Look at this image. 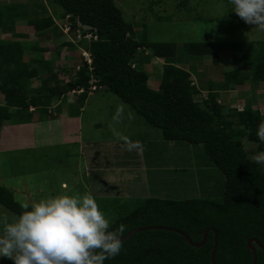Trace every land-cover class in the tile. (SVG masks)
<instances>
[{"label": "trees", "instance_id": "trees-1", "mask_svg": "<svg viewBox=\"0 0 264 264\" xmlns=\"http://www.w3.org/2000/svg\"><path fill=\"white\" fill-rule=\"evenodd\" d=\"M49 1L61 7L60 22L70 28L69 35L42 6L37 5L41 12H34L32 17L15 5L0 7V94L4 99L0 105V129L7 122L32 121L31 107L53 119L49 109L55 102L83 90L77 98L76 115H79L95 85V92L105 88L146 125L161 130L165 141L203 145L209 160L225 179L221 203L148 199L110 225V230L125 225L121 238L137 229L166 227L184 233L194 244H200L206 230L211 229L203 247L191 246L176 232L142 231L122 242L120 253L104 264H212L215 231L218 233L216 264H253L248 242L256 239L264 246V172L249 157L243 140L256 145V152L264 150V144L256 137L257 126L264 116L249 103L226 114L220 98L221 92H231L247 82L254 86L264 84V41L184 44L190 64L196 63L190 60L210 57L218 65L225 52L232 62V70L224 75L222 82H203L200 76L196 85L188 66L176 62L179 45L137 40L133 26L125 21L114 0ZM19 19L37 36H46L51 29L59 38H76L78 31L83 36L92 33L96 40L93 38L89 46L85 45L91 64L79 56L69 82L47 84L54 79L53 65L43 58L27 60L26 54L47 52L48 47L45 43H25L23 40L29 35L15 32ZM60 46L75 47L70 41H62ZM146 52L164 61L158 74V89L149 85L153 74L150 76L140 69L150 62L149 57L138 58ZM42 69L48 71L46 82L34 87V81L41 79ZM191 69L197 72L196 67ZM204 92L208 93L207 98L199 99ZM0 205L17 217L26 210L15 200L13 192L2 186ZM257 264H264V251L259 248Z\"/></svg>", "mask_w": 264, "mask_h": 264}, {"label": "rangeland", "instance_id": "rangeland-1", "mask_svg": "<svg viewBox=\"0 0 264 264\" xmlns=\"http://www.w3.org/2000/svg\"><path fill=\"white\" fill-rule=\"evenodd\" d=\"M122 11L125 21L133 26L137 40L150 43H174L179 45L176 62L188 66L194 84L198 77L214 84L223 81L224 75L232 70V62L227 52L222 53L218 65L210 57L190 60L183 49L188 43H248L264 41V32L253 25L245 24L231 9L230 0H114ZM18 6L27 10L30 17L42 6L60 22L62 9L49 0H0L2 6ZM16 33H25L29 37L25 43H45L47 52L26 54L27 60L42 58L53 66L54 79L47 84H65L74 75V67L79 56L85 58L88 40L81 37L59 38L53 29L46 36H37L27 27L23 19L17 21ZM14 32V33H15ZM10 34L7 39H10ZM49 36V37H47ZM62 41H70L75 46L61 47ZM82 45V46H81ZM86 45V46H85ZM88 56V55H86ZM187 57V60L185 58ZM149 57L150 62L138 67L150 76L149 85L159 88L164 61H159L149 53L139 54V60ZM203 59V60H202ZM193 61V62H192ZM197 68V72L192 70ZM199 74V75H198ZM41 79L34 81V87L46 82L48 71L42 69ZM50 81V78H49ZM153 88V89H154ZM231 92H221L220 101L225 113L231 109H242L251 104L264 116V84L254 86L247 82L235 87ZM224 93V94H223ZM78 94L69 93L64 99L73 105L64 108L73 117L78 110ZM208 93L201 94L207 98ZM0 94V100L2 99ZM67 105V104H65ZM230 108V110H229ZM81 110V109H80ZM82 113V144L74 146H56L44 151L5 153L0 151V186L13 192L20 205L38 202L62 193L90 194L110 221V225L139 208L148 199L185 201L208 200L221 203L224 199L225 179L223 174L211 163L203 145H189L184 142H168L162 131L145 124L144 120L115 95L105 88L88 96ZM48 116L45 118L46 121ZM44 119V120H45ZM138 147L127 151L123 141L113 134V130ZM249 157L256 145L243 140ZM6 147L0 144V149ZM84 149V152H83ZM79 150V151H78ZM89 154L91 158L86 157ZM35 156V157H34ZM80 156V157H79ZM89 161H86L88 160ZM254 161V160H253ZM169 164V165H167ZM173 165L166 170L165 166ZM264 172V165H260ZM87 169V170H86ZM158 169L157 171H155ZM92 176V178H88ZM101 180L109 181L105 183ZM133 180V181H132ZM115 184H123L114 185ZM119 195V196H118ZM18 217L0 205V234L5 225ZM0 264H13L8 258H0Z\"/></svg>", "mask_w": 264, "mask_h": 264}, {"label": "clouds", "instance_id": "clouds-1", "mask_svg": "<svg viewBox=\"0 0 264 264\" xmlns=\"http://www.w3.org/2000/svg\"><path fill=\"white\" fill-rule=\"evenodd\" d=\"M230 5L245 24L264 32V0H230ZM113 134L125 150L138 147L115 129ZM256 137L264 144V121L258 124ZM253 160L264 165V150ZM23 207L26 210L0 234V258L13 264H104L122 249L125 225L110 230L109 219L90 194L62 193Z\"/></svg>", "mask_w": 264, "mask_h": 264}, {"label": "crops", "instance_id": "crops-1", "mask_svg": "<svg viewBox=\"0 0 264 264\" xmlns=\"http://www.w3.org/2000/svg\"><path fill=\"white\" fill-rule=\"evenodd\" d=\"M65 97L66 96H64L61 101L55 102L52 108L49 109V112H51L54 116V118L50 119L49 122L45 119L47 117L46 113L35 110L34 107L30 108L32 121L22 124L7 122L0 129V144L6 146L3 149H0V151L3 150L5 153L28 151L35 153L36 151L41 152L47 148H53L56 146L64 147L79 144L81 145L83 139L81 111H83L87 101L85 102L84 107L81 108L79 115L72 118L73 116L69 112L65 111L64 108L69 107L70 104L73 105V102L71 100L64 99ZM3 104L4 99L0 100V105ZM47 120H49V118H47ZM86 157L92 159V156L89 154H87ZM86 161H89V159ZM172 167L173 165H171V167L165 166L164 169L168 170ZM157 170L158 169L155 171ZM88 178H92V176H88ZM98 180L102 183L104 181L109 184V181L103 179L101 180V178H98ZM112 184L120 186L123 185L115 183Z\"/></svg>", "mask_w": 264, "mask_h": 264}, {"label": "water", "instance_id": "water-1", "mask_svg": "<svg viewBox=\"0 0 264 264\" xmlns=\"http://www.w3.org/2000/svg\"><path fill=\"white\" fill-rule=\"evenodd\" d=\"M142 231H172V232H176L178 234H181L191 246L199 249L206 244L209 233L212 230L211 229L206 230V232L204 234L203 241L200 244H194L192 242V240L187 235H185L184 233L177 231V230H174V229H169L166 227H149V228H142V229L134 230L130 234H128L127 236L121 238L122 242H125V241L131 239L136 233H139ZM217 247H218V233L215 231V246H214L213 251H212V264H216L215 256H216ZM257 248L264 251V246L258 240L253 239V240H250L248 242V249H250L251 252L253 253V264H257Z\"/></svg>", "mask_w": 264, "mask_h": 264}, {"label": "built area", "instance_id": "built-area-1", "mask_svg": "<svg viewBox=\"0 0 264 264\" xmlns=\"http://www.w3.org/2000/svg\"><path fill=\"white\" fill-rule=\"evenodd\" d=\"M69 31H70V28H69L67 25H65L64 33H65L66 35H69ZM77 37H81V33H80V31H78V33H77ZM93 38L96 40V37H95L92 33H87L86 35H84V39H85V40H88L89 42H90ZM86 55H88V56H86ZM85 59H86V61H87L89 64H91V56H90L89 53H85ZM96 88H97V86L94 85V86L92 87V90H91V91H95ZM83 92H84V91L81 90V91L77 92L76 94H81V93H83ZM74 93H75V92H74Z\"/></svg>", "mask_w": 264, "mask_h": 264}]
</instances>
